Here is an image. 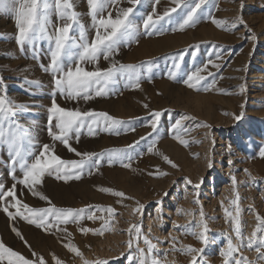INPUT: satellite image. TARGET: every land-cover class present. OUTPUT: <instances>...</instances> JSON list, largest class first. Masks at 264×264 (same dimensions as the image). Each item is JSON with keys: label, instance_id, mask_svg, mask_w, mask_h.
Here are the masks:
<instances>
[{"label": "rangeland", "instance_id": "rangeland-1", "mask_svg": "<svg viewBox=\"0 0 264 264\" xmlns=\"http://www.w3.org/2000/svg\"><path fill=\"white\" fill-rule=\"evenodd\" d=\"M73 2L85 25L84 42H91L95 29L87 2ZM18 6L9 2L6 10L0 11V95L27 105V110L19 112L15 119L35 138L33 155L39 154L42 145L55 144L54 152L62 159L79 160L80 157L59 141L54 142L49 135L53 74L41 68V64L50 63L49 43L39 42L35 49L37 59H33L31 45L26 44L21 50L13 11ZM128 7L134 8L131 18L138 26L134 35L126 38L110 60L101 56L98 64L84 62L81 66L94 70L97 66L107 69L112 62L138 65L140 88L131 86L124 76L118 75L116 83L108 85L107 95L97 97L93 92L94 98L84 101L65 100L57 94L56 102L68 109L107 112L124 121L117 127L119 134L97 130L96 135L89 136L85 128L78 143L74 138L69 143L80 152L123 150L133 157L130 162L126 158L123 160V163H131V167H123L119 160L110 165L104 155L99 157L98 169L85 166L80 180L64 182L57 179L55 173L45 174L36 190L47 195L58 208L84 209L85 218L79 224L59 225L66 229L65 232L55 228L46 232L23 218L10 219L3 211L4 206H9L13 213L16 211L10 207L15 201L9 197L0 201V240L26 258L35 260L29 247L12 231L15 227L31 250L44 257L46 264H56L53 256L62 264L97 260L129 264L125 257L138 256L137 243L146 249L143 238L147 236L157 246L149 262L157 258L161 264H190L191 255L175 251L173 245L176 249L191 245L205 249L197 257L198 264H224L220 253L227 249L228 239L234 244L239 242L232 217L238 215L245 244L258 224L256 216L264 217V157L259 154L264 148V0H209L198 10V22L182 31L178 26L186 10L181 5L157 23L159 31L150 29L151 34L144 29L143 20L153 14V7L156 15L176 7L172 0H160L158 4L155 0H141L135 6L128 0H118L104 14L112 12L115 17L118 9ZM238 15L243 17L246 27L239 24L231 27ZM49 19L52 24L60 22L54 11ZM213 19L227 21L228 26H217ZM75 35L79 36L78 30ZM209 60L221 67L216 69L209 64L208 71L213 75L201 73L206 79L195 88H189L184 83L188 74L208 64ZM177 64L179 68L175 67ZM170 73L174 78H170ZM26 80L39 83L30 85ZM213 81L214 87L205 91ZM242 84L244 92L240 91ZM156 111L161 112V117L153 132L150 113ZM241 112L243 117L236 120L234 117ZM177 120L181 121V127L174 129ZM133 128L135 131L130 130ZM179 140L187 141V146ZM153 143V150L149 152ZM128 145L134 147L128 148ZM163 156L177 167H172ZM27 159L32 161L31 156ZM22 178L19 165L13 169L7 147L0 146V185H3L0 191L10 190L15 184L16 198L22 203L32 208L49 207L47 201L33 196L18 183ZM196 184L200 185L198 189L194 187ZM102 187L122 191L130 199L99 191ZM137 201L145 206L142 213L133 211ZM109 206L115 209L114 216L100 210ZM226 210L232 217L226 216ZM201 211L209 229L207 246L191 234L202 230ZM90 214L103 216L108 221L102 235L80 231V228L99 230L104 225L101 219H87ZM133 224L140 228L138 241L134 233L130 236L128 232ZM174 224L185 227L175 228ZM129 239L133 241L131 250L127 246ZM69 244L78 248L82 255L70 251L66 247ZM234 255L247 258L249 264H264V259H258L255 245L252 249L242 247Z\"/></svg>", "mask_w": 264, "mask_h": 264}, {"label": "snow or ice", "instance_id": "snow-or-ice-1", "mask_svg": "<svg viewBox=\"0 0 264 264\" xmlns=\"http://www.w3.org/2000/svg\"><path fill=\"white\" fill-rule=\"evenodd\" d=\"M9 2L13 5L18 4V7L13 9L16 19V27L18 29L17 43L23 50L24 46L31 45L34 49L33 59L38 58V53L35 51L36 46L41 41H47L49 43L50 52V63L45 66L41 64V68L53 74L54 91L52 93L51 106L49 107V118H48V131L54 142L59 141L62 143L70 152H73L76 156L80 157L79 160H64L54 152L55 144L42 145V149L38 155H33L32 147L35 138L31 133L15 119L17 114L27 110V105L16 103L7 95H0V146H6L10 160L15 169L16 165H19L23 172V178L18 183L23 184L33 196L39 197L41 200L47 201L49 207L46 208H32L26 203H22L16 198V192L14 184L12 189L6 191H0V201H6L7 198H12L15 203L11 204L10 207L15 208L16 211L13 213L9 211V206H4L3 211L7 213L10 219L15 220L17 217L27 220L30 224H35L37 227L44 231H50L55 228L57 231L65 232V228H60L59 225H66L69 222L79 224V221L84 219V209H73V208H58L51 202L49 197L43 194L41 191L36 190V186L42 184L43 177L45 174H56V178L68 182L69 180H80L87 165L89 168H99V157L107 155L108 163L111 165L116 161H120L123 167H131V163H123L126 158L129 162L133 157L123 150H106L104 153H93V152H80L76 148L72 147L69 141L75 139L78 143L82 130L87 128L89 136L97 134V130L105 132L116 131L117 127L124 124V121L111 116L107 112H96L94 110L81 111L77 109H68L60 106L56 102V95L59 94L65 100H79L83 99L88 101L93 99V92L95 96H104L108 94V85L115 84L117 76L122 75L126 78L129 84L135 88H140V76L138 74V65H125L119 62H112L111 67L107 69H101L98 66L94 70H86L81 65L84 62L96 63L102 56L105 60H110L115 52H118L119 47L126 38H131L136 28L138 27L131 18L134 8H120L113 17L112 12H107L106 9L113 7L117 4L118 0H86L88 5L89 15L93 22L92 27L95 29V36L91 42L85 41V25L81 21V13L75 10L73 0H0V11L6 10ZM128 2L135 6L141 2V0H128ZM160 0H155V3H159ZM209 0H172V3L176 7L165 9L163 15H156L155 7H153V14L148 15L143 20V27L148 34H151L150 29H157V23L164 19V17L170 16L171 12H175L181 5L186 10V15L182 18V22L179 23V30H184L185 27H190L198 22L200 15L198 10L208 4ZM243 3H241V9ZM55 12L59 19V24H52L49 17L52 12ZM155 15V19L153 18ZM213 23L220 27H227L228 22H221L213 19ZM237 24L245 26L246 24L243 17L238 15L232 22L231 27H236ZM51 29V30H50ZM79 31V36L75 35L76 31ZM253 40L256 39L254 35L251 37ZM183 59V56H180ZM219 59V57H218ZM211 64L213 68L219 69L220 64L208 61V64L202 67H197L193 72L188 74L187 79L184 83L189 88H195L206 79L205 75L201 73H207V76H212L213 73L208 71V65ZM179 68V64L175 65ZM170 78H174V74H169ZM2 82V81H0ZM28 84H38V81H27ZM213 84L205 87L207 91L210 87H214ZM240 91H245V86L240 85ZM146 108L147 104L144 105ZM243 108V105H241ZM153 117L151 121V128L156 131L161 112L156 111L150 113ZM244 113L235 116L236 120H240ZM189 117H184L188 119ZM208 127V125H204ZM181 127V121L177 120L173 125L174 129ZM135 131V129H130ZM116 134H119L116 131ZM151 135V133H149ZM179 139V137H176ZM144 140L145 137H140ZM25 142H27L25 144ZM180 143L187 146V141L179 140ZM136 144L139 141L135 142ZM155 143V142H154ZM154 143L149 146L148 151L152 152ZM134 145H128V148H133ZM260 156L264 157V148L260 150ZM32 157V161L29 162L27 157ZM163 159L172 165L177 167L167 156H163ZM231 163V161H230ZM208 167H212V163L209 162ZM89 174H91L89 172ZM165 175L166 173H161ZM152 175V173H149ZM15 179V177H14ZM233 184L236 183L235 177ZM186 183L191 184V180H186ZM195 188H199L200 185H194ZM0 189H3V185H0ZM99 191L105 193H111L116 197L124 199H130L122 191H115L111 188H99ZM167 195V193H165ZM120 201H118L119 203ZM159 203V202H158ZM196 203H199L197 200ZM235 203V201H233ZM91 207V206H87ZM144 205L137 201V207L134 208V212L142 213ZM23 209V211H22ZM106 211L110 216H114L115 209L109 206L107 209H100ZM27 213V215H25ZM226 216L232 217V214L226 210ZM201 221L200 225L202 230L199 233L192 232L191 234L201 242V244L207 246L209 239L207 233L209 232L207 223L204 222V213H200ZM89 220L101 219L104 221V225L101 229H88L80 228L83 233L93 232L95 234H103L104 230H107L108 221L103 216H96L90 214L87 216ZM235 225L234 231L236 238L239 241L234 244L231 238L228 239L227 249L222 250L220 255L224 257V264H249L247 258L237 257L234 254L239 252L240 248L247 247L252 249L255 245V250L258 253V259H264V235L258 236L257 233H264V217L259 215L256 216L258 224L256 229L252 232L251 236L247 238V243H244V237L241 231L240 221L237 217H232ZM175 228L185 227L184 225H173ZM12 231L16 236L29 247L31 255L35 256L36 259L32 260L26 258L18 251H14L11 247H8L0 240V264L7 261V264H46L43 256L31 250V246L28 245V241L22 235V233L15 227ZM129 235L135 234V238L138 241L140 238V228L138 225H131L128 229ZM144 243L145 248H140L137 243L136 251L138 256L129 254L125 258L129 261V264H161L159 259L149 258L152 257L154 251L157 250L156 244L145 236ZM128 248L131 250L133 246L132 239L127 242ZM70 251L77 255H82L78 248L73 245H66ZM175 251H180L191 255L190 264H198L197 257L201 256L204 252V248H193L191 245L183 246L179 249L175 248ZM123 255V253H121ZM56 260V264H62V262L53 256ZM118 259V258H117ZM84 264H108L107 261L97 260L95 262L85 261Z\"/></svg>", "mask_w": 264, "mask_h": 264}]
</instances>
